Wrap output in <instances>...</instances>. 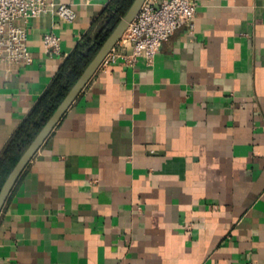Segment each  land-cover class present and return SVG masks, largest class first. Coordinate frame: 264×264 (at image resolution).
Segmentation results:
<instances>
[{
	"label": "crops",
	"instance_id": "obj_1",
	"mask_svg": "<svg viewBox=\"0 0 264 264\" xmlns=\"http://www.w3.org/2000/svg\"><path fill=\"white\" fill-rule=\"evenodd\" d=\"M55 1L76 18H30L32 64L0 62V153L109 0ZM194 1L152 63L100 65L36 151L0 264H264V0Z\"/></svg>",
	"mask_w": 264,
	"mask_h": 264
},
{
	"label": "built area",
	"instance_id": "obj_2",
	"mask_svg": "<svg viewBox=\"0 0 264 264\" xmlns=\"http://www.w3.org/2000/svg\"><path fill=\"white\" fill-rule=\"evenodd\" d=\"M48 12L66 22H72L77 16L69 4L55 0H0V62L16 67L32 64L25 24L30 18ZM195 13L194 0H162L158 4L145 0L101 65L115 62L133 65L139 57L152 63L162 43L183 23L192 24ZM60 40L54 32L45 33L44 51L49 55L59 54ZM126 47L130 51H124Z\"/></svg>",
	"mask_w": 264,
	"mask_h": 264
},
{
	"label": "trees",
	"instance_id": "obj_3",
	"mask_svg": "<svg viewBox=\"0 0 264 264\" xmlns=\"http://www.w3.org/2000/svg\"><path fill=\"white\" fill-rule=\"evenodd\" d=\"M133 0H109L90 29L64 58L45 91L0 153V187L16 161L55 110Z\"/></svg>",
	"mask_w": 264,
	"mask_h": 264
},
{
	"label": "water",
	"instance_id": "obj_4",
	"mask_svg": "<svg viewBox=\"0 0 264 264\" xmlns=\"http://www.w3.org/2000/svg\"><path fill=\"white\" fill-rule=\"evenodd\" d=\"M144 1L145 0H133L126 12L122 15V17H120L116 26L112 29V31L103 41L94 57L84 68L78 79L68 90L64 98L61 100L55 110L51 113V115L40 128V130L33 137L28 146L24 149V151L22 152V154L20 155L15 165L10 170L0 187V211L9 193L11 192L15 182L17 181L18 177L20 176L26 165L32 159V157L43 144V142L46 140V138L53 131L55 126L58 124L67 109L80 94L85 85L93 77V75L101 65L102 61L104 60L105 56L120 40L129 23L139 12Z\"/></svg>",
	"mask_w": 264,
	"mask_h": 264
}]
</instances>
